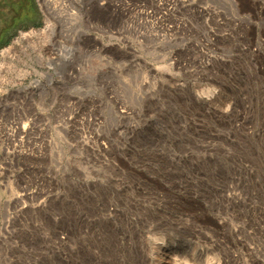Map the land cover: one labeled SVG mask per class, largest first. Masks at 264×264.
Masks as SVG:
<instances>
[{"label": "rangeland", "instance_id": "rangeland-1", "mask_svg": "<svg viewBox=\"0 0 264 264\" xmlns=\"http://www.w3.org/2000/svg\"><path fill=\"white\" fill-rule=\"evenodd\" d=\"M44 1L0 46V264H264V0H63L69 40Z\"/></svg>", "mask_w": 264, "mask_h": 264}, {"label": "flooded vegetation", "instance_id": "flooded-vegetation-1", "mask_svg": "<svg viewBox=\"0 0 264 264\" xmlns=\"http://www.w3.org/2000/svg\"><path fill=\"white\" fill-rule=\"evenodd\" d=\"M35 0H0V46L18 29L34 24L38 19V9ZM52 65L54 74L64 69L61 61ZM45 78L49 79L47 72Z\"/></svg>", "mask_w": 264, "mask_h": 264}, {"label": "bare ground", "instance_id": "bare-ground-1", "mask_svg": "<svg viewBox=\"0 0 264 264\" xmlns=\"http://www.w3.org/2000/svg\"><path fill=\"white\" fill-rule=\"evenodd\" d=\"M59 3V7H61L62 9L60 10V14H61V19L65 20L64 25H60L58 28V35L59 38L62 40H69L72 38V35L70 33V26L73 25L72 23H74L75 19H79L78 17V13L75 12L72 8L63 5V0H61L59 2V0H45L44 1V6H45V10L48 13V15L53 16L54 13L56 14L57 12H55L57 10L58 4ZM99 8H103L104 6H98ZM59 9V8H58ZM49 16V17H50ZM78 34L80 36H86V33L82 30H79ZM17 42H21V38L17 40ZM55 46L57 47V49H55V59H49L48 64H56V61H60L62 58L68 59V57H70V53L73 51L71 47H68L66 45L60 44V43H56ZM40 76L45 77L46 73L40 72L38 73ZM48 80V78H47ZM49 84V83H48ZM34 85L39 87L42 85V82L36 80L34 81ZM30 90V89H29ZM35 88H32L30 91H35ZM144 248V247H142ZM158 256V255H157ZM146 258V257H145ZM150 259V257H148ZM155 258V257H154ZM160 258V257H159ZM142 262H146L144 261V257L142 258ZM148 259V260H149ZM160 260V259H159ZM147 263V262H146ZM159 263V262H158Z\"/></svg>", "mask_w": 264, "mask_h": 264}]
</instances>
